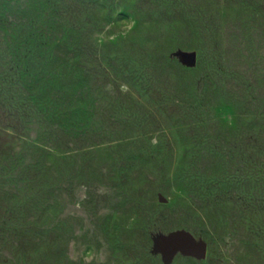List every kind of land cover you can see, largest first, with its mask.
I'll return each mask as SVG.
<instances>
[{
	"label": "rangeland",
	"instance_id": "1",
	"mask_svg": "<svg viewBox=\"0 0 264 264\" xmlns=\"http://www.w3.org/2000/svg\"><path fill=\"white\" fill-rule=\"evenodd\" d=\"M0 264H264V0H0Z\"/></svg>",
	"mask_w": 264,
	"mask_h": 264
},
{
	"label": "water",
	"instance_id": "2",
	"mask_svg": "<svg viewBox=\"0 0 264 264\" xmlns=\"http://www.w3.org/2000/svg\"><path fill=\"white\" fill-rule=\"evenodd\" d=\"M183 57L188 63H193L194 53L183 52ZM165 252L171 253L176 248H180L186 254H191L196 257H204L205 246L194 240V237L186 231H173L164 240Z\"/></svg>",
	"mask_w": 264,
	"mask_h": 264
}]
</instances>
